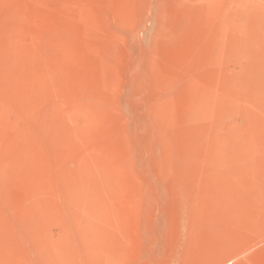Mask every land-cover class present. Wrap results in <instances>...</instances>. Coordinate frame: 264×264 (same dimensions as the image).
<instances>
[{
  "label": "rangeland",
  "instance_id": "1",
  "mask_svg": "<svg viewBox=\"0 0 264 264\" xmlns=\"http://www.w3.org/2000/svg\"><path fill=\"white\" fill-rule=\"evenodd\" d=\"M0 264H264V0H0Z\"/></svg>",
  "mask_w": 264,
  "mask_h": 264
},
{
  "label": "bare ground",
  "instance_id": "2",
  "mask_svg": "<svg viewBox=\"0 0 264 264\" xmlns=\"http://www.w3.org/2000/svg\"><path fill=\"white\" fill-rule=\"evenodd\" d=\"M102 212V210H99L98 211V215L100 216V213ZM103 213V212H102ZM189 228H190V226H189ZM194 228V227H193ZM100 236V235H99ZM177 242V241H176Z\"/></svg>",
  "mask_w": 264,
  "mask_h": 264
}]
</instances>
